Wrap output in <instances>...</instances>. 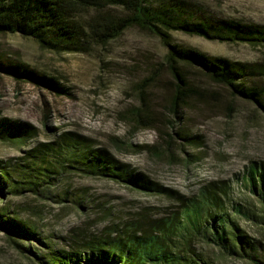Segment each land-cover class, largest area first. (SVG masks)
<instances>
[{
  "label": "trees",
  "instance_id": "1",
  "mask_svg": "<svg viewBox=\"0 0 264 264\" xmlns=\"http://www.w3.org/2000/svg\"><path fill=\"white\" fill-rule=\"evenodd\" d=\"M133 27L159 38L167 52L153 76L144 80L138 106L125 113L132 133L154 130L159 143L168 147L173 134L183 141L180 148L196 145L193 135L178 130L176 120L193 102L215 101L219 92L194 83L190 78L194 72L212 87L224 88L232 97L250 102L264 113L263 58L253 63L231 61L178 45L171 39V33L179 31L230 45L264 47V24L213 17L186 0H0V35L19 34L33 40L41 50L58 54L91 52ZM162 69L171 85L164 127L158 124L156 108L144 97L162 78ZM0 73L57 96L65 93L56 76L41 73L21 59L8 60L0 55ZM38 137L33 125L0 116V141L21 146L34 141L15 160L0 159V200L5 195L31 193L57 204L64 202L70 194L51 190L72 170L109 179L140 193L167 197L177 208L158 218L142 211L135 220L98 233L73 232L68 240L42 236L34 225L4 204L0 206V232L30 264H213L194 251V241L215 245L229 257L258 261V245L244 235L234 217L264 225V164L252 162L243 178L244 188L258 199L259 209L255 212L232 202L230 187L224 181L206 183L196 195L187 196L123 164L88 137L72 131L55 134L47 142H40ZM124 148L150 152L157 145L129 144ZM72 198V204L83 209V202Z\"/></svg>",
  "mask_w": 264,
  "mask_h": 264
},
{
  "label": "rangeland",
  "instance_id": "2",
  "mask_svg": "<svg viewBox=\"0 0 264 264\" xmlns=\"http://www.w3.org/2000/svg\"><path fill=\"white\" fill-rule=\"evenodd\" d=\"M186 1L202 7L213 17L264 24V0ZM171 39L178 45L192 46L231 61L253 63L264 59L263 46L230 45L179 31L172 32ZM166 52L159 38L135 27L88 53L44 51L33 40L19 34H1L0 55L8 60L21 59L41 73L56 76L65 93L57 96L0 73V116L33 125L40 142H47L63 131L88 137L123 164L187 196L196 195L206 183L224 181L230 187L232 202L257 212L258 199L244 188L243 178L252 162L264 164V113L260 108L232 97L224 88L212 87L194 72L190 73L194 83L219 92L215 101L193 102L180 120L173 119L178 130L195 137L196 145L180 148L183 141L173 134L168 147L159 143L154 130L132 133L125 113L138 106L144 80L157 71ZM161 75L144 97L156 108L158 124L164 127L171 85L164 69ZM33 143L32 140L21 146L0 141V159L15 160ZM129 144L157 145V148L137 152L124 148ZM51 191L67 192L70 196L57 204L51 198L31 193L5 195L0 206H8L20 219L34 225L42 236L68 240L73 238V232L98 233L135 220L142 211L150 218H158L177 208L167 197L140 193L109 179L72 170ZM70 197L82 201L83 209H77ZM234 220L244 235L258 245V261L226 256L219 247L201 241H194V251L213 264H264V225L242 216ZM31 244L36 248L35 243ZM54 244L60 245L56 239ZM11 245L0 232V264H30Z\"/></svg>",
  "mask_w": 264,
  "mask_h": 264
}]
</instances>
